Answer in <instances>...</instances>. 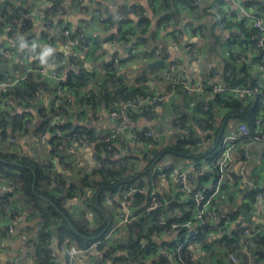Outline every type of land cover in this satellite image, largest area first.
I'll list each match as a JSON object with an SVG mask.
<instances>
[{"label":"trees","instance_id":"obj_1","mask_svg":"<svg viewBox=\"0 0 264 264\" xmlns=\"http://www.w3.org/2000/svg\"><path fill=\"white\" fill-rule=\"evenodd\" d=\"M49 1L52 3V7L45 10V15L50 18L54 15L56 10V2L55 0ZM77 1L80 0H72V3ZM147 1L149 12L152 14L151 18L148 16L142 2L138 0H120L121 3L118 6L117 13H115L116 15L108 16L105 13L106 11H103L104 20L99 25L107 31L111 40L116 43H122L128 48L127 50H129L132 47L135 48L138 44L147 43V39H144L142 36L146 35L151 24L154 23L157 28L169 22L178 25L181 19V11L186 10L192 12L197 8L193 5V0ZM262 1L263 2H257V4L261 6L264 13V0ZM113 4L115 5V2H112V5ZM96 8L101 11L100 5ZM132 22H134V25ZM220 22L227 25L223 26ZM220 22L218 23L221 24V27H229L228 29L231 30L229 41H233H231L229 51L232 60H234L232 49L237 50L236 45L239 43L242 44V42L251 43L250 38L256 33V30L247 26L243 20L237 23L228 22L226 20ZM3 28L4 24L0 22V31H2ZM170 34L173 35L174 33L170 31ZM9 37L15 38V32L10 31ZM72 37L73 39H78V33H75ZM17 39L18 38H15V40ZM28 42L29 40L27 39V44H30ZM79 44L81 47L85 46L87 44V39L80 40ZM154 49L160 48L153 47L152 50L144 52L150 53ZM9 50L12 54H15V44L10 46ZM36 54L37 53L34 54L33 60L27 59L32 71L28 73L24 79L19 81L17 85L7 91L6 94L0 93V106L4 105L5 108L4 113L0 110V141H6L9 137L18 134L22 135L28 133L29 129H26V125L30 123L31 118H34L33 113L29 111L15 112L14 109L18 105L23 107H35V105L39 104L41 98L45 96L40 95L41 91L48 96L51 108L48 113L43 109L37 108V116L41 119V122L36 125L35 132H45L48 126L49 116L53 113H57L67 117L65 125L62 126L66 133L84 134L90 139H94L95 134L93 129L87 128L88 126L83 127L82 125H77L78 123L74 124L72 122L74 117L86 116V114L91 111L93 113L92 119L96 120L95 114L102 106L107 107L111 102H119V104H121L146 92L139 89L128 91L116 77V67H114L113 61L104 64L105 72H98V76H96L93 71L88 72L87 70H82V74L79 76L70 71L66 73L64 84L48 81L34 71L41 67V61L36 58ZM49 59L51 61L54 60L53 57ZM120 62L121 61H119V63ZM1 63L4 67V65L8 63V60L3 58ZM3 67L0 68V81L3 79ZM223 71L224 83L227 86H246L251 80L244 65L238 68L225 63ZM63 72V68L61 67H57L55 70L56 75H60V73ZM92 82L95 83V89L86 90L85 87L90 83L92 84ZM63 86L67 87L68 92L75 96V105L82 108L81 112L72 111V105H70V109H66L64 105H60L58 109L54 108V94L58 87L63 88ZM174 89L175 93L181 94V98L184 101L182 107H173V114L179 118L180 123L178 124V121L175 119L172 124L173 126H180L179 129L182 130L180 133L181 137L162 151H152L154 159L160 154L172 158V156L185 157L186 154L195 153L193 156H187L190 159L208 156L209 150H203L200 151L199 154H196L197 150H195L194 147L201 143L203 139L213 138V146L221 141L223 129L222 126L218 125L219 120L217 111L219 109H227V113L225 114L226 117H239L245 122L254 119L255 107L251 106L244 99H231L230 97L222 98V95L210 94L211 90L207 87L203 98L196 100L192 97H188L180 85H176ZM6 98H9L15 103L4 104ZM191 103H194V111L192 114L187 111ZM204 105L208 106V109L205 111L203 110ZM138 114V112L129 111V121H135ZM143 114L150 117L149 113L144 112ZM156 128L163 130L161 127ZM145 130L148 129L145 128ZM51 139L53 140H50L49 143L51 145L50 153L52 155L64 151V146H62L59 138L55 137L54 139L53 137ZM140 140L144 143L152 142V139L144 140L142 135L140 136ZM104 146V144H97L96 153L101 161H105L111 167L106 170L99 169L95 171V176L92 178L82 176L76 181L69 180L64 173H57L52 170L46 173L45 168L31 158L12 154L7 148L3 150L0 149V159L4 161H0V176L12 183V190L5 195V198L9 200V195L19 194L22 197L23 203L28 207L31 213L39 218L38 226L40 229L35 235V264H58L57 259L53 260L49 257L50 245L47 243V240L50 238H54L60 250L64 249L66 244H74L79 249L88 248L94 240L101 237L100 234L107 228V219L109 218L112 221V213H109L105 208L104 198L106 196L111 197L117 195L131 185L136 184L138 188L144 186L143 179H141L139 173L136 172L135 166L130 168L127 166L130 156L122 158H116L114 156L108 157L103 154L105 151ZM154 159H149L148 168L151 166V162H153ZM34 178L35 188L33 190L32 184ZM85 189L91 190L92 195L89 198L80 200L82 206L88 207L89 212L92 214L93 223H89L87 220V224L82 225L79 218L73 215L72 209L75 206H71L70 203L77 197L81 198ZM256 192L257 191H252L249 195L254 196ZM139 195H141V193H138L137 197H139ZM40 197L47 198L53 205L42 200ZM141 199L145 200L144 197ZM166 200H168L166 211L167 213H171V215L167 216L169 222L183 224L192 220V216L189 215L187 211H181L182 214L180 216L175 215L174 209L185 205L182 201L178 202V197L174 199L167 198ZM137 201L139 202L138 198ZM139 204L141 203L139 202ZM187 204L190 206L193 205L190 201ZM161 211L162 208L160 207L150 215L140 217L126 226V242L117 244L114 247H109L103 251L101 250L102 259L109 261L111 264H135L137 261L141 264H169L170 261L166 255L160 254L157 257H153L156 255L155 253L158 246L152 241V237L158 236L163 232V229L155 224ZM224 215L226 216H221L223 221L227 218L230 221H234L239 217V212L238 210L229 211ZM187 231H189V229L186 227H181L179 229L177 232L178 241H182L185 238ZM196 232L198 235L197 241L204 242L206 240V234L209 233L206 223L199 225L196 228ZM233 239L234 235L228 232L220 240L224 243H228ZM146 240L148 243L143 245L142 242ZM254 243L257 247L252 248L250 245L249 249L255 256L257 264H260V262L264 261V233L260 232L258 239ZM164 246L170 248L173 244L166 243L163 247ZM175 257L181 259L184 264H196L189 259L188 250L185 248L178 251ZM176 258L174 261H177Z\"/></svg>","mask_w":264,"mask_h":264},{"label":"crops","instance_id":"obj_2","mask_svg":"<svg viewBox=\"0 0 264 264\" xmlns=\"http://www.w3.org/2000/svg\"><path fill=\"white\" fill-rule=\"evenodd\" d=\"M138 1L143 3V6L149 16L151 13L149 12L148 1ZM55 2L60 3V5L64 8V12L61 15H57L55 13L50 18L48 17L51 21L52 31L54 33L61 31L66 32L67 37L61 43L54 42L51 46H45L42 38L43 23L40 16L44 14L43 16L45 17V10L52 7V3L49 0H46L45 2H41L40 0H0V22L4 24V28L0 31V50L13 46L17 43L21 45L22 48L28 39L30 43L32 42L41 45L46 52L50 50V54L47 55L48 57H53L54 60L51 61L48 59L45 69L48 72H51L56 69L55 66L57 67L60 59L64 61L65 58L72 53L76 41V39H73L72 36L79 30H82L88 38V43L83 47L82 52H80L78 56V64L82 66V69L91 72L95 69L97 70L99 66L111 62L113 58H117L121 62L115 69V75L120 83L128 91L139 89L153 94L169 90V83L162 76L165 71L161 74L156 72L153 73L156 70L155 69L146 73L143 63L150 62L142 61L139 56L146 53L144 51L152 50L153 47L160 48V60L165 62V65L163 66L164 68H166V66L174 68L177 73L184 75L191 83H197L205 77H209L213 82L221 81L224 83L223 66L225 63L238 68L244 65L246 72L251 79L250 81L253 80L254 76H257L255 67L259 53L254 48L252 42H242V44L239 43L240 45H236L238 52H240L243 56L241 63H238L235 59L232 60V57L230 60H227L225 53L226 51H229L231 41H233H229L231 30L228 29L229 27L224 28L223 26L227 24H224L223 22H220L223 25L221 27V24L218 23L216 19V15L213 14L210 7L206 4L195 8L192 12H188L186 10L181 11V19L178 25H174L173 22H169L166 25L157 28L154 23L151 24L146 35L142 36L144 39H147V43L138 44L135 48L132 47L127 50L128 48L122 43H116L111 40L107 31L99 25L95 17L91 16L92 11L98 5L101 6L102 14L103 11H106V15L115 16V13H117L119 8L118 6L121 3L120 0H80L73 3L72 0H55ZM112 2H115V5H112ZM257 2L263 1L243 0L246 7H249L253 3L257 4ZM218 3L223 6V9H234V5L230 0H218ZM83 8L86 10L82 11ZM22 12L23 14L20 15L19 13ZM25 12H30L33 16L27 18V29L23 31L21 26L23 22L22 19L26 14ZM249 22V20L245 21L247 26H249ZM132 24L134 25V22H132ZM10 31L15 32V38H18L17 40L9 37ZM170 31L174 34L171 35ZM178 43L182 45L183 48H178ZM93 57H96V59L93 60ZM127 57H129L128 60L126 59ZM133 57H138V59L136 58L135 62H128L129 60L131 61ZM1 64L2 63L0 62V68L3 67ZM67 69H64L65 73ZM92 88L95 89V83L93 82L85 87L86 90ZM247 103L251 104V101L247 100ZM183 104L184 101L181 98V94L174 93L168 102L157 105L153 115L148 117L142 112H139L136 120L130 123L134 124V127L137 126L148 129L161 127L163 130L170 131V129L174 127L172 122L175 121V119L179 122V118L173 114V107L179 106L180 108ZM193 104L194 103H191L187 109V111L191 114L194 111ZM72 111L74 110L72 109ZM98 111H101V113L104 114L102 108ZM226 113L227 109H219L217 111L219 120L218 125L222 126L223 129L222 136H224L223 133L227 121L230 118L235 117H226ZM92 114L93 113L89 111L86 116H76L73 118L72 122L74 124L78 123L77 125L87 127L86 120H91L93 124L91 123V125L87 128L93 129L94 134L99 132L104 133L112 128V124L107 121L98 123L93 121L94 119H92ZM38 120L40 121L41 119L38 118ZM242 121L243 120L240 122ZM15 146L16 149L25 157L31 158L44 168H46L47 165L50 166L53 172L64 173L69 180L72 181H76L82 176L92 178L95 176V171L100 168L99 162L94 160V151L90 147H63L64 151H61L62 157H58L57 154L52 155L50 153L51 145L48 140L45 142L38 140L31 133L20 135L17 138ZM250 149L253 152L254 157L248 162H245L242 158H240L237 153L232 155L233 166L222 186V192L218 202V213L220 216H226L224 214L227 212L235 211L240 207H243L244 209H247L254 218L253 221L247 223V225L253 226L254 228L260 230L261 233H264V212L259 211L258 207L252 203L253 196L249 195L252 191H257L256 193H264V150L259 145H252ZM199 153L200 152H197L196 154ZM67 154H69V156ZM125 156H130L128 161L136 163V172L139 173L141 179L146 180V175H148L147 170L149 168H146L145 163L141 161L139 153L134 148H126L125 150H119L116 158H122ZM168 159L171 163V158H166L165 160L168 161ZM174 162H176V160ZM158 164L161 166L160 163ZM197 167H199L197 172L193 170V167H191L190 170H181L179 167L176 169L182 172L193 171L194 178L192 180V187L196 186L198 190L200 189L202 191L212 185L205 184L203 186L202 184V182L207 181L206 179L212 173L210 168H207V165ZM241 168H243L242 174L240 173ZM170 175H172L171 184L168 180V176ZM157 178H160L161 180H157ZM152 185L153 191L156 194L166 196L169 195L173 198L178 197V202L182 201L185 204L188 203L186 196L178 192L176 178L173 173L167 174L165 177H161L156 172L153 176ZM11 190L12 188L8 184V181L0 176V195H7L11 192ZM91 195V190L85 189L81 198H75L70 205L77 206L79 201H81L80 199L89 198ZM9 198L11 209L15 212L4 214L0 209V264H35V260H33L31 256H27L25 254L21 255L23 243L18 238L17 233L23 232L27 238H32L35 234V228L38 225L39 218L31 213L28 207L23 203L22 197L19 194H14L12 196L9 195ZM248 200L251 201L254 209H250L246 206L245 203L248 202ZM106 209L109 213H112L113 224L116 223L119 219L116 212L107 208V206ZM129 209L132 210L133 206L129 205ZM174 213L179 216L182 214L180 206L174 209ZM167 215H171V213H167ZM109 220L111 223V219ZM237 222L243 225L245 224L242 221L240 213L239 217L234 220V223ZM9 226H11L15 231L12 235L7 232V228ZM231 226L232 224L230 225V228ZM121 239H127V231L123 226L113 237V240L117 241V244H120L119 241ZM174 240V235L167 237L161 233L158 236H153L152 241L158 246L155 253L156 255L153 257H157L162 253L165 248V246L163 247L164 244L173 243ZM206 240L204 242L196 241L190 245V249H188L189 259L196 264H202L201 259L204 257L206 260V252L204 251L202 245L206 242L212 243L217 240L220 243V247L224 250L222 259L217 256L215 250H211L210 255L214 258L215 264H230L226 256V250L223 242L211 234L208 237L206 236ZM147 243V240L143 242V244ZM256 247L257 245L252 248ZM65 249L70 250L79 248L74 244H66ZM98 257L99 253L96 250L85 251L75 256V263L96 264ZM57 262L58 264H67V257L63 253H60L58 254ZM169 264L174 263L170 261ZM260 264H264V261L260 262Z\"/></svg>","mask_w":264,"mask_h":264},{"label":"built area","instance_id":"obj_3","mask_svg":"<svg viewBox=\"0 0 264 264\" xmlns=\"http://www.w3.org/2000/svg\"><path fill=\"white\" fill-rule=\"evenodd\" d=\"M45 2L46 0H40ZM234 5V9L227 10L223 9V6L218 3V0H193V5L195 7H201L206 4L210 7V10L213 14L216 15L218 22L226 20L228 22L237 23L241 20H249V27L256 30V33L250 38L254 48L258 51V60L255 67V72L257 76H254L253 80L250 81L246 86H227L221 81L213 82L209 77H205L197 83H191L185 78L184 75H181L175 71L174 68H170L169 71H166L162 74L164 79L169 83V90L161 92L158 94H153L150 92H144L140 96L128 100L124 103L119 104V102H111L107 107L102 106L101 108L104 111V114L101 111L96 112V123L107 121L112 124V128L104 133H97L94 135V139H90L84 134L76 133H66L63 130V127L67 121V117L57 113L47 114L49 116L47 130L42 133L35 132V127L38 125L41 120H38L37 108L43 109L48 113L51 108V103L46 94H43L42 91L40 95H45L41 98L38 105L23 107L16 106L15 112L29 111L33 113L34 118H31L30 123L26 125L28 133H31L35 138L42 141L53 140L51 138L55 137L61 140L62 146L66 148H72L75 146H86L90 147L94 151V160L98 161L100 164L99 169H108L111 166L105 161H101L99 156L96 153V145L104 144L103 154L108 157H116L119 150L126 148H134L139 155L141 156V161H143L147 167L149 164V159H154L152 151H162L167 146L171 145L173 142L181 137L182 130L179 129L180 126L172 127L170 131L159 130L157 128H152L145 130L142 127H132L128 119V112H142L149 113L153 115L155 108L160 103L168 102L175 93L174 87L180 85L188 97H192L196 100L203 98L204 93H206V88L209 87L211 90L210 94L213 95H222V98L231 99H244L251 101L252 99L259 98V113L260 116L254 118L252 122H239L232 128V132L228 133L226 136H222L221 141L213 147V138L203 139L201 143L194 147L197 152L203 150H209L208 155H212V158L209 162H206L205 165L212 168L211 173L214 174V183L205 190H198L195 187H192V180L194 178L192 172H182L177 169L173 170V174L176 178V186L178 192L186 196L188 202L192 203L194 209V214L192 220L187 221L183 224H178L175 222H169L167 218V198H173L172 196L158 195L153 191V176L158 172L157 164H161L160 176L165 177L170 172V162L169 159L166 161L168 156H162V154L157 155L151 166L147 170L148 175L146 180H143L144 186L138 188V186L131 185L123 190L121 193L114 196H106L104 198V205L106 204L107 208H110L116 212L118 215V221L113 224V221L110 223V226L107 227L103 236L98 237L94 240L93 243L85 249H62L60 250L57 246V242L54 238L47 240V243L50 245L49 257L53 260L58 258V254L63 253L67 257V264H76L75 256L82 252H87L90 250H96L99 253L96 264H111L107 260L102 259L101 250H105L109 247H114L117 244V241L113 240L116 232L123 226L130 225L133 221L137 220L140 217L150 215L152 212L162 208L160 216L156 219V226L163 229V234L167 237L175 236L173 246L165 247L162 251V255H166L169 261L174 264H184L183 261L175 257V254L182 249H190V245L197 241L198 235L196 228L206 223L208 231L214 237L219 239L223 238L228 232L234 235V239L231 242L224 243L226 250V256L230 264H257L255 256L249 249L251 243H254L258 239L260 230L254 228L253 226L244 225L241 223H234L228 218L221 219V216L218 213V202L219 197L222 192L223 183L230 173L233 166V154L242 158L245 162L251 160L254 155L250 147L252 145H259L264 150V13L261 9V6L253 3L249 7H246L243 3V0H230ZM86 9L83 8L82 11ZM81 11V12H82ZM64 12V8L57 4L54 14L61 15ZM23 17L22 29L25 31L27 29V18L32 17V13L25 12ZM254 13V14H253ZM20 15L23 14L19 13ZM44 15V14H43ZM41 15L40 19L43 23V34L42 38L45 43V46H51L54 42L61 43L66 37V32L54 33L52 31V25L50 19L45 15ZM92 17H95L100 24L104 20V15L102 12L95 7L92 11ZM126 19V18H124ZM78 39L75 41V47L70 55L65 58L63 61L60 59L58 61L57 67L67 69V72H73L77 76L82 74V66L78 64V56L82 52L83 47L79 46L80 40L88 38L82 30L78 32ZM180 41V40H179ZM30 43V42H28ZM16 52L12 54L9 50V47L3 48L0 50V62L3 58L8 60V63L3 67V79L0 81V93L6 94L11 88L18 84L19 81L24 79L28 73L32 70L30 69L29 60H33L34 54L36 58L41 61V67L35 69L43 79L48 81L57 82V84H64L66 73H60L56 75L55 70L48 72L45 69V65L48 62V55H46V50L37 43L27 44L25 42L24 46L21 48V45L18 43L15 44ZM178 48H183L179 43L177 44ZM185 48V47H184ZM233 56L238 63H241L243 56L239 54L238 51L232 49ZM142 61L153 63L154 61L161 59V50L154 49L150 53H144L139 55ZM18 57V58H17ZM130 57V56H129ZM127 57L126 59L128 60ZM43 58V62L42 59ZM113 65L117 67L120 60L113 58ZM14 65V76L10 77L8 72V67ZM55 66V68H57ZM67 67V68H66ZM19 68V69H18ZM97 72H105L104 65L98 67ZM115 80V79H114ZM13 104L15 102L11 101L9 98L4 100V104ZM54 108L58 109L60 105H64L66 109H72L77 112H81L82 108L75 105V96L68 92L67 87H58L57 91L54 94ZM208 106L204 105L203 110H207ZM2 113L5 112L4 105L0 106ZM87 126L91 125V120H86ZM180 121L178 122V124ZM93 124V123H92ZM144 140L152 139L150 143L141 142L140 136ZM20 135H15L9 137L6 141H0V149L3 150L7 148L10 153L17 156H24L20 153L15 147L17 138ZM128 168L136 166V163L130 161L127 163ZM51 170L50 166H46L45 171ZM136 170V167H135ZM193 170L196 172L199 170V167L194 166ZM131 172V171H129ZM133 172V171H132ZM167 172V173H166ZM241 174L243 173V168H241ZM11 186L12 183L8 182ZM141 193L139 197L137 194ZM144 197L145 200L141 198ZM137 198L141 204L137 201ZM174 199V198H173ZM142 200V202H141ZM252 203L255 204L260 212H264V193L258 192L252 197ZM129 205L133 206V209H129ZM105 206V208H106ZM0 209L4 214H10L15 212L11 209L10 202L5 198V194L0 195ZM110 211V210H109ZM72 213L76 218H79V221L82 225L93 223L92 214L89 212L88 207H83L82 202L79 201L78 205L72 209ZM16 214V213H15ZM233 222V223H232ZM232 224L231 228L230 225ZM181 227H186L189 229L187 231L185 238L182 241H178L177 232ZM40 229L37 225L35 228V234L32 238H27L23 232L17 233L18 238L22 241V250L21 255H29L35 260L34 248L36 244V233ZM8 234L12 235L15 233L14 229L9 226L7 228ZM126 242L125 239H121L119 243ZM143 244V242H142ZM178 244V245H177ZM144 245V244H143ZM177 259V261L174 259ZM35 262V261H34ZM137 263H139L137 261Z\"/></svg>","mask_w":264,"mask_h":264},{"label":"rangeland","instance_id":"obj_4","mask_svg":"<svg viewBox=\"0 0 264 264\" xmlns=\"http://www.w3.org/2000/svg\"><path fill=\"white\" fill-rule=\"evenodd\" d=\"M136 50L141 51L139 49H136ZM225 55L227 57V60H230V58H231L230 51H226ZM136 58L138 59V57H133V59L131 61L129 60L128 62H135ZM143 64H144L145 72L146 73L150 72V70L148 69V65L150 63H143ZM169 70H170V67L166 66V68L161 67V68L156 69L153 73L156 72L158 74L159 73L161 74L162 72H164V71L166 72V71H169ZM93 72L95 73L96 76H98V72H97L96 69ZM250 105L255 107L254 118L260 116V113H259V98L252 99ZM240 121H241V118H239V117L230 118L227 121V123L225 124V130H224L223 135L226 136L228 133H231L232 132V127H234ZM15 148H16V146H15ZM67 155L69 156V154H67ZM193 155H195V153L186 154L185 157L184 156H179V157L172 156L171 163H170V169L171 170H170L169 174H172L173 170L176 169L177 167H179L181 170H190V168L194 167V166H204L206 164V162H209L211 160V158H212V155H208V156H205L203 158L199 157L197 159H190V158L187 157V156H193ZM175 160H176V162H174ZM208 167L210 168V171H212V168L210 166H207V168ZM157 169H158L157 173L160 175L161 166L159 164L157 165ZM157 180H161V179L157 178ZM168 180H169V183L171 184L172 183V175L168 176ZM206 180L207 181L202 182L203 186L205 184H209V185L213 184L214 183V174H211ZM157 184H158V182H157ZM245 204L250 209H254V207H253V205H252L250 200H248V202H246ZM180 211H187V212H189V215H191V216H193V214H194V209L189 204L182 205L180 207ZM209 235H210V233L206 234L207 237ZM202 246H203L204 251L206 252V260L203 257L201 259L202 264H215L214 258L210 255L211 250H215L216 253H217V256L220 257V259H222V254H223L224 250L220 247L219 241L215 240L212 243L206 242Z\"/></svg>","mask_w":264,"mask_h":264},{"label":"water","instance_id":"obj_5","mask_svg":"<svg viewBox=\"0 0 264 264\" xmlns=\"http://www.w3.org/2000/svg\"><path fill=\"white\" fill-rule=\"evenodd\" d=\"M58 3H56V5H57ZM152 16V14H150L149 15V17H151ZM18 58V57H17ZM96 59V57H93V60H95ZM165 65V62L164 61H162V60H157V61H154L153 63H150L149 65H148V69L149 70H155V69H157V68H159V67H163ZM8 72H9V75H10V77H13L14 76V65H10L9 67H8ZM130 125L131 126H135L134 124H132V123H130ZM137 127V126H136ZM57 156L58 157H62V153L61 152H58L57 153ZM0 161H3V160H1L0 159ZM4 162V161H3ZM34 188H35V178H34V181H33V184H32V189L34 190ZM42 200H44V201H46L47 203H49V204H51V205H53L52 203H51V201L50 200H48L47 198H45V197H40ZM238 211H239V213H240V216H241V218H242V221L244 222V223H249V222H252L253 221V215L247 210V209H244L243 207H240L239 209H238ZM110 226V220L108 219V226L107 227H109ZM106 231V230H105ZM105 231H103L101 234H100V236H103L104 235V233H105ZM251 246L252 247H255V244L254 243H252L251 244Z\"/></svg>","mask_w":264,"mask_h":264},{"label":"clouds","instance_id":"obj_6","mask_svg":"<svg viewBox=\"0 0 264 264\" xmlns=\"http://www.w3.org/2000/svg\"><path fill=\"white\" fill-rule=\"evenodd\" d=\"M47 54H50V50H48V52H46V55H47ZM41 59H42V62H43V58H41Z\"/></svg>","mask_w":264,"mask_h":264}]
</instances>
